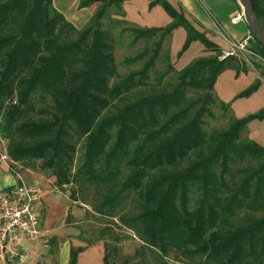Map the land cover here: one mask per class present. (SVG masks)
<instances>
[{
    "label": "trees",
    "instance_id": "obj_1",
    "mask_svg": "<svg viewBox=\"0 0 264 264\" xmlns=\"http://www.w3.org/2000/svg\"><path fill=\"white\" fill-rule=\"evenodd\" d=\"M124 1L81 0L79 7L100 6L77 29L52 0H0V139L7 155L16 162L40 160L39 169L50 170L57 187L102 186L96 212L108 207L112 213L128 196L136 197L137 213L120 221L161 259L175 250L195 264H264V212L233 222L244 208L264 211V147L244 136L250 120L264 118V107L237 118L213 93L222 71L232 68L238 74L246 64L216 54L177 70L167 49L175 83L130 99L135 88L148 84L174 28L186 30L178 55L194 40L220 50L166 0H149V7L165 9L173 18L167 26L142 28L112 18L111 6L122 11ZM114 24L122 25L117 35L128 32L129 45L152 41L151 48L124 57L128 65L142 61L140 69L124 76L114 58ZM253 50L264 59L256 40ZM258 85L255 81L237 97ZM115 100L116 110L103 114ZM216 102L227 120L221 128L206 122L216 121L210 109ZM79 143L82 160L74 167ZM122 165L128 168L124 178ZM70 195L76 199L73 190ZM85 247H71L68 264H77ZM108 256L104 252V264H110Z\"/></svg>",
    "mask_w": 264,
    "mask_h": 264
},
{
    "label": "crops",
    "instance_id": "obj_2",
    "mask_svg": "<svg viewBox=\"0 0 264 264\" xmlns=\"http://www.w3.org/2000/svg\"><path fill=\"white\" fill-rule=\"evenodd\" d=\"M81 0H52L54 8L77 29H82L99 8V2H93L88 6L79 7ZM183 18L198 32L214 43L218 50L230 47L231 42L242 39L251 34L243 14V9L238 0H166ZM264 29V0H254ZM122 11L111 6L110 14L115 19L126 20L138 27H164L170 24L173 18L160 5L149 7V0H125L122 3ZM237 14L243 17L235 19ZM186 38V30L183 26L176 27L166 39L169 59L177 70L182 69L199 57L214 56L218 52L207 49L205 45L194 40L188 48L178 55ZM246 64V70L238 74L232 68L222 71L216 78L213 93L217 102L229 105L232 114L237 117H245L258 112L264 107V60L256 58L238 59ZM259 81L256 90L247 96L237 95ZM244 136L264 147V118L250 120L245 129ZM11 160L0 157V192L17 182L15 175L10 170ZM23 174L29 182L39 185L42 189L44 201V213L40 225V233L35 240H29L27 256L23 264H68L69 252L72 244L67 240L59 245L56 252L51 253L45 243L49 235L62 237L67 233L61 227H52L55 221H60L63 211L66 210L65 201L55 196L52 188L53 179L45 175L32 172L30 169ZM61 201V202H60ZM58 204V210L55 209ZM51 224V225H50ZM75 248V247H73ZM103 249L100 245L85 247L77 257V264H104ZM0 264H20L18 262L0 261Z\"/></svg>",
    "mask_w": 264,
    "mask_h": 264
},
{
    "label": "rangeland",
    "instance_id": "obj_3",
    "mask_svg": "<svg viewBox=\"0 0 264 264\" xmlns=\"http://www.w3.org/2000/svg\"><path fill=\"white\" fill-rule=\"evenodd\" d=\"M103 23L106 24L107 20L104 19ZM121 27L122 25L120 24L115 25L112 31L115 38L114 58L118 64V73L124 76L126 73L140 69L142 66V61L132 65L125 64L123 63L124 57L134 54L144 46L151 48L152 41H138L134 45H129L130 38L126 36L128 32L122 36L117 35ZM166 45L165 41L154 67L149 71L148 84L135 88L134 94L129 96L130 99L153 91L168 90L171 88L172 84L175 83L176 75L173 71H169L168 61L166 59ZM160 75H163V77L160 82H157V78ZM114 81L116 80L114 79L111 82ZM189 95L194 96L195 93ZM117 104L118 100H115L113 105L107 107L103 111V114H109L115 111ZM210 109L213 114H215L216 121L212 122L210 119H207L206 122L208 126H216L217 128L224 127L227 120L222 116L223 113L220 104L216 102ZM0 145L2 151L7 154V145L5 141L1 140ZM82 154L83 145L79 143L75 153L74 167H77L81 163ZM8 158L11 160L10 167L12 173L17 172L25 180H28V177L26 175L24 176L23 171L27 173V170L30 169L32 172H38L46 177L52 178V188L56 186V177L51 174L50 170L39 169L40 160L23 163L13 161L9 156ZM121 168L123 171L121 176L124 178L128 172V168L125 165H122ZM68 188L69 186H56V188H54L55 196H58L61 201H65L66 210L63 211L60 221H55L50 225L52 227H61L64 229V232L67 231V233L61 235L62 237L55 235L45 237V243L47 244L46 249L49 252H56L59 245L68 240L73 247H87L88 244L100 245L103 252L108 253V261L110 264H195L192 260L185 258L175 250H172L166 257L161 259L157 251L148 247V245L141 240L137 232L120 221V217L122 216H132L137 213L138 201L133 195L128 196L123 202L116 204L112 213H108V207H104L101 212H96L94 208L97 207L104 194V188L102 186L95 187L88 183H82L80 185L74 183L72 189ZM72 190L74 191L75 200L70 195ZM54 210H58V204L56 205V203ZM263 212L264 211H253L244 208L236 213L233 222L234 224L244 223L253 216L262 215ZM54 237H56V240L53 239Z\"/></svg>",
    "mask_w": 264,
    "mask_h": 264
},
{
    "label": "built area",
    "instance_id": "obj_4",
    "mask_svg": "<svg viewBox=\"0 0 264 264\" xmlns=\"http://www.w3.org/2000/svg\"><path fill=\"white\" fill-rule=\"evenodd\" d=\"M242 15L237 14L235 19H242ZM254 41L252 34H248L221 49L217 57L220 60L230 57L264 60L253 50ZM0 157L8 159L1 145ZM13 174L17 182L0 192V261L23 263L27 256L26 242L35 240L40 233L44 201L39 185L25 180L17 172Z\"/></svg>",
    "mask_w": 264,
    "mask_h": 264
},
{
    "label": "water",
    "instance_id": "obj_5",
    "mask_svg": "<svg viewBox=\"0 0 264 264\" xmlns=\"http://www.w3.org/2000/svg\"><path fill=\"white\" fill-rule=\"evenodd\" d=\"M243 9V15L248 26L249 32L256 41L264 48V31L257 17L252 0H238Z\"/></svg>",
    "mask_w": 264,
    "mask_h": 264
}]
</instances>
